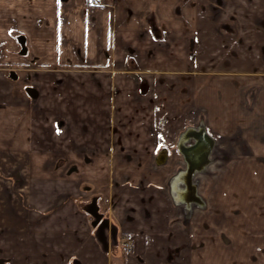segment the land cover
<instances>
[{"label": "crops", "instance_id": "1", "mask_svg": "<svg viewBox=\"0 0 264 264\" xmlns=\"http://www.w3.org/2000/svg\"><path fill=\"white\" fill-rule=\"evenodd\" d=\"M103 1L0 0V264H264L182 203L264 170V0Z\"/></svg>", "mask_w": 264, "mask_h": 264}, {"label": "rangeland", "instance_id": "2", "mask_svg": "<svg viewBox=\"0 0 264 264\" xmlns=\"http://www.w3.org/2000/svg\"><path fill=\"white\" fill-rule=\"evenodd\" d=\"M95 2L93 4V0H89V5L93 8H99L104 4L103 0H95ZM229 176L233 178V185L228 186L226 184L221 190H224L223 192L230 197L223 195L222 192V199H215V196L219 195L217 185L222 182L221 180L228 179ZM196 181L198 186L194 183ZM199 184L201 185L199 186ZM211 184L216 187L213 188ZM192 188L196 190V195L198 190L200 191L202 196L199 195V199L192 200ZM184 191V200H182V203H184V217L186 211L189 212V221L195 215H205L213 208V205L217 209L221 205L220 207H223L225 212L232 211V217L234 218L232 227H228L227 219L224 216L221 217L217 232L215 231L217 234L212 239V245L221 248L222 255L225 251L229 252V248L232 246V241L229 242L228 238L229 231L237 229L238 258L241 259L245 253L249 255L248 258L252 257V260L258 257L262 250L260 248L264 245H260L261 241H264V170L231 171L228 168L226 169L222 157H216L208 170L184 171ZM213 210L210 211L211 216ZM203 242L209 244L211 241L203 240ZM248 247L251 248V252L247 251L246 248ZM186 248L188 246L185 245L184 250L181 249L178 253L182 254L184 251V254H186ZM241 263L236 262V264Z\"/></svg>", "mask_w": 264, "mask_h": 264}, {"label": "built area", "instance_id": "3", "mask_svg": "<svg viewBox=\"0 0 264 264\" xmlns=\"http://www.w3.org/2000/svg\"><path fill=\"white\" fill-rule=\"evenodd\" d=\"M95 0H93V4H95ZM122 248L125 252L127 253H131L133 250V243H132V239L130 237H124L122 239Z\"/></svg>", "mask_w": 264, "mask_h": 264}]
</instances>
